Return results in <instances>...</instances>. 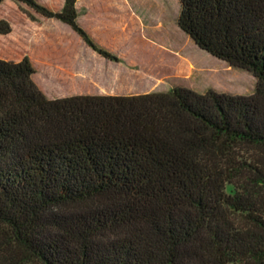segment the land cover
Instances as JSON below:
<instances>
[{"label":"trees","instance_id":"16d2710c","mask_svg":"<svg viewBox=\"0 0 264 264\" xmlns=\"http://www.w3.org/2000/svg\"><path fill=\"white\" fill-rule=\"evenodd\" d=\"M16 1L117 60L75 0ZM177 1L179 28L252 93L49 98L28 56L0 57V264H264V0Z\"/></svg>","mask_w":264,"mask_h":264},{"label":"rangeland","instance_id":"374dc122","mask_svg":"<svg viewBox=\"0 0 264 264\" xmlns=\"http://www.w3.org/2000/svg\"><path fill=\"white\" fill-rule=\"evenodd\" d=\"M36 1L53 10L64 2ZM75 7L78 23L117 60L92 49L56 18L16 0L0 3V19L11 25L8 35H0V57L28 56L33 81L49 98L166 91L176 85L197 92L254 91L256 78L250 72L201 49L179 28L177 0H75Z\"/></svg>","mask_w":264,"mask_h":264},{"label":"crops","instance_id":"0c3cea01","mask_svg":"<svg viewBox=\"0 0 264 264\" xmlns=\"http://www.w3.org/2000/svg\"><path fill=\"white\" fill-rule=\"evenodd\" d=\"M9 34V33H8ZM8 34H4V35H8ZM0 35H2V34H0Z\"/></svg>","mask_w":264,"mask_h":264}]
</instances>
